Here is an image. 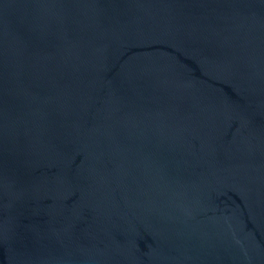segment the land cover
Returning <instances> with one entry per match:
<instances>
[{
	"label": "water",
	"instance_id": "water-1",
	"mask_svg": "<svg viewBox=\"0 0 264 264\" xmlns=\"http://www.w3.org/2000/svg\"><path fill=\"white\" fill-rule=\"evenodd\" d=\"M0 264H264V0H0Z\"/></svg>",
	"mask_w": 264,
	"mask_h": 264
}]
</instances>
